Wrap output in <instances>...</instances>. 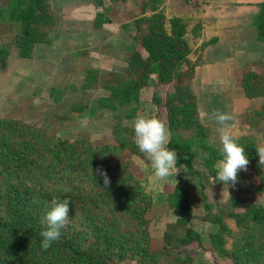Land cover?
I'll use <instances>...</instances> for the list:
<instances>
[{
	"label": "trees",
	"instance_id": "1",
	"mask_svg": "<svg viewBox=\"0 0 264 264\" xmlns=\"http://www.w3.org/2000/svg\"><path fill=\"white\" fill-rule=\"evenodd\" d=\"M9 1L10 5L0 10V20L9 19L11 23L22 25L20 35L23 37L18 48L21 57L29 59L35 47L46 40L47 35L39 29L41 27L34 26L39 24L48 0ZM108 1L110 5L105 6V14H95L96 27L121 23L122 30L141 47L135 48L129 57L125 73H109L102 78L95 70L82 84L85 89H93L98 84L103 88L98 104L114 114L113 142L96 145L89 139L72 142L61 138L46 142L42 133L17 121L0 118V176L3 177L0 183V264H192L195 252L187 253L185 246L196 243L194 250L198 251L201 245L200 232L190 226L196 207L186 177L175 178L178 180L175 185L164 182L157 186L140 180L128 163L121 161L126 150L130 151L128 157L131 153L133 158L146 159L135 140L130 139V134L134 135L133 125L124 127L122 123L123 118L136 117L138 106L125 115H121L120 108L138 104L142 91L153 81L159 87L170 85L164 100L157 92L154 94L155 103L164 104L170 126L184 124L182 128H197L196 134L183 144L179 140L169 143L177 152V167L183 164L190 174L201 175L199 170H194L195 161L200 159L208 176L215 179L217 175L215 165L222 158L220 150L210 146L206 140L208 131L197 124L196 97L187 83L196 70L188 57L192 53L185 37L189 24L174 18L168 29L166 16L156 13L138 18L132 26L124 15L126 8L122 7L128 0ZM95 4L101 8L103 2L97 0ZM258 7L254 19L256 39L264 44V2ZM3 11L8 13L7 18ZM143 22L146 23L144 29ZM195 33L200 37L199 31ZM216 41L206 43L210 45ZM8 47L0 50V72L8 67L11 51ZM200 61L199 58L197 67ZM261 65L263 61H254L243 71L242 87L249 99L264 98V70H257ZM259 113L264 117V104ZM237 142L245 148L249 159L247 171L255 180L251 191L264 193V165H259L256 142L253 138H241ZM112 154L118 160L114 164H110ZM97 169L106 171L110 179L107 189L103 188V178L97 174ZM72 173L78 177L86 175L92 187L62 188L64 181L75 183ZM29 177L37 179L38 184L29 187L26 183ZM46 181L60 187L43 186L42 182ZM159 193L165 195L166 201L157 205L153 198ZM53 198L70 201L69 217L60 230L59 240L42 250L41 232L47 226L40 213L51 210ZM228 203L230 210L216 213L211 203L203 205L205 213L201 222H208L209 229L214 231L212 244L219 259L224 261L228 257L233 264H264V208L253 199L241 197H233ZM231 218L237 221L235 229L228 226ZM166 220L162 236L153 237L156 224ZM259 229L263 230L261 234ZM226 237L235 239L234 250L224 247ZM250 257L254 258L251 262Z\"/></svg>",
	"mask_w": 264,
	"mask_h": 264
},
{
	"label": "rangeland",
	"instance_id": "2",
	"mask_svg": "<svg viewBox=\"0 0 264 264\" xmlns=\"http://www.w3.org/2000/svg\"><path fill=\"white\" fill-rule=\"evenodd\" d=\"M101 1L103 4L101 8H98L95 4L97 0H48L46 5L49 10L46 6L41 12L39 24L34 26L41 27L39 29L47 35L46 40L35 47L29 59L21 57L18 48L23 37L20 35L22 25L11 23L9 19L0 20V50L5 51L6 46L11 49L8 67L0 72V118L17 121L42 133L46 142L57 138L72 142L89 139L96 145L113 142L111 126L114 114L103 110L98 104L99 98L103 96V88L98 84L93 89H85L82 84L85 78L95 70L99 71V77L102 78L109 73H125L129 57L135 48L137 50L141 47L122 30L121 23L96 27L95 14L98 12L105 14V6L110 5L108 0ZM262 1L264 2V0L228 2L225 0H158L157 2L128 0L122 6L126 8L124 15L132 26L139 21L138 18H148L156 13H163L166 16L168 29L174 18L189 24V32L185 37L192 48V53L188 57L192 64L194 63L196 70L187 83L196 97L197 124L208 131L206 140L210 146L219 150L221 148L219 126L208 118L213 110L227 112L234 116L235 127L232 132L238 139L253 138L257 147L264 144V117L259 115L264 98L249 99L241 81L243 71H247L249 64L258 60L264 62V44L256 40L254 19H251L254 11L257 12L255 4ZM9 5V0H0V10H4ZM229 6H231L229 13L231 18L238 12L240 15L234 16L242 25L235 28V33L227 30L220 33L219 37L218 32L226 28L225 16L228 14L225 8ZM3 15L6 16L5 18L8 17L5 11ZM141 27L144 29L146 23L143 22ZM195 31H199L200 37H196L198 34ZM233 35L237 38L234 39ZM214 37H218V43L216 41L208 45L206 42L213 41ZM199 58L201 64L197 67ZM261 69L264 70V65L257 70ZM149 83L150 85L141 93L140 102L120 108L121 115H125L133 107L138 106L136 117L156 116L164 121L169 129V143L171 140H179V143L183 144L187 138L196 134L197 128L195 126L189 129L182 128L184 124L170 126L164 104H156L154 99V94L157 92L164 100L170 85L159 87L153 84V81ZM71 112H74L73 115H70ZM135 118L131 120L123 118V126L134 125ZM130 139L135 140V136L130 134ZM169 149L172 150L170 147ZM129 152V150L124 151L121 161L128 163L131 171L142 181L148 180L150 184L157 186L166 182L171 186L177 184L178 180L175 178L186 177L191 199L196 207L195 215L189 225L201 235L198 251L194 250L196 243L185 246L187 253L195 252L192 264H233L228 257L221 261L216 253L217 249L213 248L214 231L209 229L208 222H201L205 213L203 205L206 202L211 203L216 213V211L230 210L229 200L233 197H241L247 200L253 199L264 208V193L251 191L255 185L252 174L244 170L239 171L238 183L235 187L229 186L227 191V185L224 186L218 180L208 176L204 170V164L198 159L195 161L194 170H199L201 175L190 174L183 167L176 177L171 176L166 181H161L154 176L151 162L147 158H133L131 153L128 157L126 155ZM117 161L114 155L110 157V164ZM151 173V176H147ZM72 174V180L74 178L75 183L64 181L62 188L76 190L77 185L79 189L92 187L86 175L82 174L78 177L77 174ZM2 181L3 177L0 176V183ZM199 181L201 183H198ZM26 183L29 187H32L34 183L38 184L37 179L30 177ZM42 185L52 189L60 187L52 181L42 182ZM203 196H206L207 200ZM165 198V195L159 193L154 196L153 201L158 205L164 203ZM46 213L41 212L40 216L43 217L44 224L47 226ZM175 215L177 217L179 214ZM77 217L79 220L82 219L80 212ZM158 217H161V214ZM169 220L172 219L169 218ZM166 222L167 220L156 224L153 237L162 236ZM228 222V226L234 229L238 227L235 219L231 218ZM132 227L129 228L137 232V229ZM262 231L259 229V234ZM234 241V238L226 237L224 247L234 250L235 246H232ZM253 259L250 257L248 260L251 262Z\"/></svg>",
	"mask_w": 264,
	"mask_h": 264
},
{
	"label": "clouds",
	"instance_id": "3",
	"mask_svg": "<svg viewBox=\"0 0 264 264\" xmlns=\"http://www.w3.org/2000/svg\"><path fill=\"white\" fill-rule=\"evenodd\" d=\"M254 28L256 30L255 26ZM208 118L219 126L220 156L222 158L215 165L217 169L215 179L224 186L227 185L228 191L229 186L235 187L238 183V172L241 170L247 171L249 159L245 148L237 142L238 137L232 132L235 127L234 116L227 112L213 110ZM133 127L135 144L139 151L151 162L154 176L161 181H166L171 176L176 177L182 171L184 165L181 164L177 167V152L170 150L168 147L169 129L164 121L154 115H141L135 118ZM256 153L259 157V165H264V144L257 147ZM97 174L103 178V188L107 189L110 185V179L106 171L97 169ZM69 211L70 201L68 199L53 198L51 210L46 213L45 217L47 229L41 232L43 237L42 250L49 249L53 242L59 240L60 230L66 225Z\"/></svg>",
	"mask_w": 264,
	"mask_h": 264
},
{
	"label": "crops",
	"instance_id": "4",
	"mask_svg": "<svg viewBox=\"0 0 264 264\" xmlns=\"http://www.w3.org/2000/svg\"><path fill=\"white\" fill-rule=\"evenodd\" d=\"M226 2H228V1H231V0H225ZM263 2V1H262ZM242 3V2H241ZM259 4H260V2H259ZM252 4H249V6H251ZM256 5V7H257V12L255 13V11H254V15L251 17V19H255V16H256V14L258 13V3L257 4H255ZM251 7H253V6H251ZM225 11H226V13L228 14V16H225V18H226V21H225V27L226 28H224V29H222L221 31H219L218 32V36L220 37V33H222V32H225V31H227V30H230L231 32H233V33H235L236 31H235V28H237V27H240L241 25H242V23H240V20H237V18H235V16L234 15H240L238 12H236V13H234L233 15H232V18H231V16L229 15V13L231 12V6H229V7H226L225 8ZM230 20H231V22H230ZM222 21H223V19H222ZM254 22V21H253ZM232 25H234V26H232ZM233 37H234V39L235 38H237L236 37V35H233ZM216 40H217V38L218 37H214ZM216 43H218V41L216 42Z\"/></svg>",
	"mask_w": 264,
	"mask_h": 264
}]
</instances>
